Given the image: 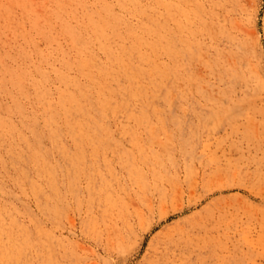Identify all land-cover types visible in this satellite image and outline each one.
<instances>
[{"label": "rangeland", "instance_id": "374dc122", "mask_svg": "<svg viewBox=\"0 0 264 264\" xmlns=\"http://www.w3.org/2000/svg\"><path fill=\"white\" fill-rule=\"evenodd\" d=\"M120 1L0 0V264H264V0ZM63 24L148 40L137 98L77 140L42 104L57 109L61 73L98 104L109 79L88 52L107 59Z\"/></svg>", "mask_w": 264, "mask_h": 264}, {"label": "bare ground", "instance_id": "6f19581e", "mask_svg": "<svg viewBox=\"0 0 264 264\" xmlns=\"http://www.w3.org/2000/svg\"><path fill=\"white\" fill-rule=\"evenodd\" d=\"M134 3V8L138 10H142L144 8L137 7L138 2L137 0H131ZM119 5L124 6V2L119 0ZM101 7H104L107 11H109V7L105 4H102ZM113 13H116L115 11H112ZM150 12V11H148ZM147 12V13H148ZM150 15V14H149ZM88 20L93 19V15H87ZM116 19H119L118 13L115 15ZM152 19V18H151ZM142 21V20H141ZM111 26H113V22L111 23ZM131 26H133L131 24ZM140 26H143V22L140 24ZM146 29L148 28V31L152 30L154 27L153 20L149 23H146L144 26ZM114 28V26H113ZM63 29L69 36L72 42L73 48L79 53L82 54L83 51L87 50L88 44L91 41V39H96L98 41V44L100 48L104 51V54L106 55L105 61H101L97 59L96 55H93L91 53V50L88 52V55L90 58V61L95 65H98V69L100 71L101 76L103 79H109V82L107 81H101L97 85L94 86L96 91L101 94V97L99 99V103H94V99L90 95V89L92 87L85 82L84 84H80L77 80L70 78L65 73H61V77L64 80L65 88L63 91L59 93V103L56 105L57 109H54L51 106H45V104H42L43 112H47L49 114H53L55 110L58 112L63 113V116L66 117L65 121L70 123L71 126V133L72 136L77 140L84 136V134H89L90 129H86L83 127V124L95 125V122H99L103 120L104 114L108 109H113V106L115 104L126 102L128 105H132L133 97L139 95V91L141 88L143 89V86L141 85V78L142 76L147 78L148 73L146 67L142 64V59L146 58L144 52L137 47V45L134 43L137 41L144 40L148 43V40H146V37L140 36L136 29L133 27L130 28V31L127 30L129 36L130 32L134 34V37H132L134 40L130 44H126L123 40L120 44L113 46L111 42V38L109 35H106V31L103 30L98 24H94L92 26V35H89L88 37H85L78 25H72L68 26L67 24H63ZM114 34H116L119 37V34L117 33V30H113ZM138 42V41H137ZM153 52V51H152ZM156 53V52H155ZM87 56V55H85ZM96 60V62H93L92 58ZM83 58V55H81L80 59ZM148 59V58H147ZM141 60V61H140ZM72 62L71 60H69ZM92 63L88 62H82L80 60L78 62V65H91ZM95 65V66H96ZM97 67V66H96ZM95 76V75H93ZM92 76V77H93ZM122 76H128L129 77V84L130 88H126L121 81ZM96 77V76H95ZM12 79H15V77L12 76ZM16 85L18 87L22 86L24 84V81L22 82L20 79H15ZM95 83L97 81L95 80ZM69 84L72 86V89L68 88ZM155 85V84H154ZM198 85V84H197ZM32 87L34 94L38 97L39 100L48 101V104H50V101L52 99L50 98V94L48 92V89L43 85V83L40 82H34L33 85H29ZM160 87V86H159ZM158 86H154L152 89L160 90ZM79 91L80 94L86 95V100L84 104L80 103V106L75 109L74 107V100L77 97V92ZM153 91V90H152ZM154 92V91H153ZM121 93V97L118 99H114L113 96ZM98 94V95H99ZM134 95V96H133ZM48 97V98H47ZM16 108L19 110H23L21 106H19L16 102ZM95 113V114H94ZM82 115V119L80 120ZM80 120V121H79ZM48 122L50 120L48 119ZM107 129V128H106ZM60 132H55V129L52 130V133L50 135L53 143H58V138L60 136ZM37 140V139H36ZM8 238L7 241L13 242V239L18 235L16 231H13L11 228L8 229ZM23 235V233L21 234ZM14 243V242H13ZM9 245H3L0 249H8Z\"/></svg>", "mask_w": 264, "mask_h": 264}]
</instances>
